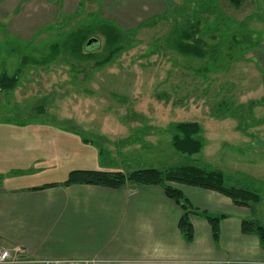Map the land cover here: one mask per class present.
<instances>
[{"label": "rangeland", "instance_id": "rangeland-1", "mask_svg": "<svg viewBox=\"0 0 264 264\" xmlns=\"http://www.w3.org/2000/svg\"><path fill=\"white\" fill-rule=\"evenodd\" d=\"M101 1L84 0L80 13L42 26L29 40L11 31L13 17H0V76L19 72L16 87L0 93V120L34 118L74 130L89 144L83 154L89 151L91 169L129 175L184 163L219 168L228 185L260 194L249 218L264 225V0H162L164 15L133 27L119 50L108 51L94 33L91 59L66 52L33 63L51 44L100 20ZM186 26L207 49L204 58L171 46L172 32ZM179 122L200 124L201 152L173 146ZM34 173L26 171L23 182H41Z\"/></svg>", "mask_w": 264, "mask_h": 264}, {"label": "crops", "instance_id": "crops-1", "mask_svg": "<svg viewBox=\"0 0 264 264\" xmlns=\"http://www.w3.org/2000/svg\"><path fill=\"white\" fill-rule=\"evenodd\" d=\"M83 3L4 0L0 17H13L11 31L29 40L42 26L80 13ZM101 10L103 18L124 30L139 28L166 12L162 0H102ZM72 132L34 118L0 120V243L20 245L32 258H97L112 264H264L258 237L242 231L248 208L217 191L176 184L193 209L226 215L215 239L208 220L191 213L194 237L188 240L179 227L181 205L158 185L128 181L121 188L72 184L32 189L63 182L73 169H91L89 151L83 154L89 144ZM45 169L57 176L42 179ZM26 171L35 172L41 182H23Z\"/></svg>", "mask_w": 264, "mask_h": 264}, {"label": "trees", "instance_id": "trees-1", "mask_svg": "<svg viewBox=\"0 0 264 264\" xmlns=\"http://www.w3.org/2000/svg\"><path fill=\"white\" fill-rule=\"evenodd\" d=\"M4 0H0V3ZM235 6L241 4V0H230ZM84 4V3H83ZM82 4V5H83ZM161 17V16H160ZM148 23L144 22L141 26ZM140 26V27H141ZM139 27V28H140ZM133 30H124L113 21L100 18L86 26L72 31L62 41L50 45L49 53L40 59H35L34 64L44 65L55 61L63 53L71 52L75 55H84L86 58H93L94 54L86 48L90 38H96L94 33H99L105 38L106 49L116 51L122 48L125 36ZM172 43L179 53L204 58L207 55V49L194 41V33L191 28L186 26L181 29H175L171 34ZM84 50L86 53H84ZM29 56H24L22 62L27 64ZM19 82V72L13 76L3 73L0 76V93L13 90ZM202 127L198 122H179L172 126V144L182 153L193 155L202 151L204 142L201 137ZM128 181L139 185H158L161 186L165 194L181 205L183 216L180 220L179 227L188 240L193 239L194 229L190 221V214L194 213L208 220L212 226L213 236L219 238V224L226 215L212 216L206 211L193 209L187 202V199L176 184H185L196 186L220 192L230 197L238 206L248 208L252 214L255 205L261 200L260 194L244 186L228 185L226 183L225 173L214 167L199 165L195 163H184L175 167L160 170L154 167L142 168L133 171L129 175L122 171H107L96 169H73L69 172L68 177L63 182L47 183L40 187L32 189H45L54 186H68L72 184H89L99 185L109 188H121ZM242 231L247 234H254L258 237L261 247L264 249V225L258 219L246 218L242 221Z\"/></svg>", "mask_w": 264, "mask_h": 264}, {"label": "built area", "instance_id": "built-area-1", "mask_svg": "<svg viewBox=\"0 0 264 264\" xmlns=\"http://www.w3.org/2000/svg\"><path fill=\"white\" fill-rule=\"evenodd\" d=\"M0 264H112L97 258H32L20 245L7 246L0 243Z\"/></svg>", "mask_w": 264, "mask_h": 264}, {"label": "water", "instance_id": "water-1", "mask_svg": "<svg viewBox=\"0 0 264 264\" xmlns=\"http://www.w3.org/2000/svg\"><path fill=\"white\" fill-rule=\"evenodd\" d=\"M98 44H99V41H98L97 38H90V39L88 40V42H87L86 48H87L88 50H92L93 47H95V46L98 45Z\"/></svg>", "mask_w": 264, "mask_h": 264}]
</instances>
